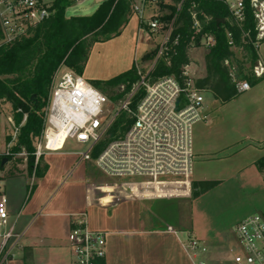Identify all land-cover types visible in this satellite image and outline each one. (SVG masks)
I'll use <instances>...</instances> for the list:
<instances>
[{
	"label": "built area",
	"instance_id": "2783aa9c",
	"mask_svg": "<svg viewBox=\"0 0 264 264\" xmlns=\"http://www.w3.org/2000/svg\"><path fill=\"white\" fill-rule=\"evenodd\" d=\"M186 0H181L176 13L146 16V11L156 7L160 0H135L132 11L139 17V24L160 39L150 59L135 63L136 81L120 85L113 99L71 70L60 68L53 81L45 124L34 153L38 163L45 155L63 152L69 142L86 147L77 153L83 162L93 163L106 177L115 181V187L123 189L129 198H155L192 196V176L195 165L193 128L207 119L203 112V90L197 88L202 76V66L194 62L192 54L204 51L206 55L215 45L213 36L204 34L197 46L196 36L202 31V22L195 11L190 10L191 28L194 31L188 49L190 62L183 65L178 75L155 77L160 63L171 68L181 36L175 35L180 13ZM237 23L245 19L244 0H223ZM255 19L256 41L264 39V1L251 0ZM51 13L43 0H0V28L5 43H12L28 31L47 20ZM205 22H209L201 13ZM149 34V35H150ZM229 46L235 49L228 34ZM259 49V43L256 44ZM237 90L243 94L251 87L237 82L235 66L225 61ZM252 75L264 77V63L258 59ZM124 115L127 122L123 134L111 132L116 121ZM14 129L12 142L18 129ZM105 148L94 159L92 154L103 143ZM8 148L5 157L15 161L26 154L13 155ZM27 161V158L25 159ZM0 264H10L15 257L17 236L9 225L7 201L0 204ZM235 247L228 261L216 262L210 258L207 244L190 238L185 250L194 264H264V215L245 218L234 229ZM67 242L73 264H105L107 257L106 233L93 231L88 216L83 214L72 222ZM233 254V255H232Z\"/></svg>",
	"mask_w": 264,
	"mask_h": 264
},
{
	"label": "crops",
	"instance_id": "0c3cea01",
	"mask_svg": "<svg viewBox=\"0 0 264 264\" xmlns=\"http://www.w3.org/2000/svg\"><path fill=\"white\" fill-rule=\"evenodd\" d=\"M263 46L258 49V58L264 63ZM263 84L264 80L249 91ZM206 117L203 122L208 121L209 115ZM9 120L13 121L11 105L0 101V204L4 197L9 225L17 236L10 264H73L67 238L72 222L83 214L88 216L93 231L106 233L105 264H194L185 250L190 238L207 244L211 260L230 259L228 238L206 225L203 206L198 205L206 194L197 199H192L191 193L132 199L111 179V183L95 182L88 172V162L81 161L77 153L64 151L45 155L42 163L47 172L42 179H34L22 165L10 160L3 164L8 148L15 144L7 143V138L14 135ZM262 122H255L256 128L247 139L264 142ZM251 148L256 152L253 157L240 159L233 170L238 185L228 187V193L248 191L252 197L238 223L253 212L264 215V173L255 166L264 157V145ZM199 149L202 156L219 146L208 143ZM5 230L0 229V236Z\"/></svg>",
	"mask_w": 264,
	"mask_h": 264
},
{
	"label": "trees",
	"instance_id": "16d2710c",
	"mask_svg": "<svg viewBox=\"0 0 264 264\" xmlns=\"http://www.w3.org/2000/svg\"><path fill=\"white\" fill-rule=\"evenodd\" d=\"M81 1L83 0H54L48 7L50 17L12 43L4 42L0 28V101L11 105L13 121L18 129L15 144L10 152L13 155L23 152L26 154L28 174L37 180L42 179L47 172V166L43 165L42 159L35 169L34 153L44 129L46 109L57 71L65 68L83 76L91 47L120 35L130 22L135 0H102L93 15L68 18L67 10ZM167 1L166 7L171 15L165 20H169L176 13L175 5L181 0ZM250 1L244 0L245 19L242 23H237L223 0H186L180 13L179 26L174 33L181 36V41L172 67L168 68L160 63L154 76L178 75L181 67L190 62L188 49L194 31L189 14L192 6L196 5L195 11L203 27L200 35L194 39L195 44L199 46L200 38L204 34L215 39L214 47L205 57L206 75L197 81V88L212 93L222 104L229 103L241 95L230 76V69L224 65L225 61L235 66L237 82L248 83L250 87L261 83L264 77L256 79L252 75V68L259 59L256 44L262 45L264 39L256 41V23ZM201 13L210 21L206 23ZM228 34L234 41V50L229 46ZM238 51L241 52L242 59L238 58ZM154 54L155 52L148 54L146 59L152 58ZM135 81L136 70L132 66L130 70L112 79L95 80L90 84L113 99L116 88ZM126 122L125 116L122 115L111 132L123 134L127 130ZM11 142L12 138L8 137L7 143ZM106 144H101L94 151V159ZM255 166L259 172L264 173V157L258 160ZM219 185L220 182L217 181H193L192 199L199 198ZM29 188L32 192L35 185Z\"/></svg>",
	"mask_w": 264,
	"mask_h": 264
},
{
	"label": "rangeland",
	"instance_id": "374dc122",
	"mask_svg": "<svg viewBox=\"0 0 264 264\" xmlns=\"http://www.w3.org/2000/svg\"><path fill=\"white\" fill-rule=\"evenodd\" d=\"M54 0H43L49 7ZM102 0H83L75 3L67 10V17H88L93 15ZM168 1H160L156 7H151L146 11V16L152 18L155 15L168 13L166 8ZM139 24V17L132 11L130 22L121 31L120 35L108 42L97 43L90 49L88 61L84 70L83 79L87 82L95 80H109L126 71L135 63L154 50V43L160 39L154 35H149ZM264 56V46L261 49ZM239 59H242L240 51L237 52ZM205 57L204 51H197L192 54L193 61L200 63L202 76L205 77ZM143 61V60H142ZM203 112L209 115L207 122H200L194 126L193 147L197 153L192 179L195 182L217 181L220 185L207 192L201 200L199 206H203L204 221L208 227L214 228L217 232H222L228 238L229 248L234 245V229L242 213L247 211V206L252 197L248 191L228 193V187L236 188L238 181L233 170L238 167L240 159L248 160L256 153L251 147L259 149V145H264L252 137L255 122L263 123L264 120V84L258 88L239 95L229 103L222 104L216 100L212 93L203 94ZM264 127V126H263ZM214 144L219 146L218 150L211 151L208 155L199 152L204 144ZM227 146V147H224ZM86 147L69 142L66 153L85 152ZM27 156H20L15 161L17 165H22L27 169ZM8 160V158H4ZM39 162L35 161L34 167ZM89 174L95 182L111 183V180L102 174L94 164L88 163ZM34 169V170H35ZM28 171V170H27ZM35 179V178H34ZM115 182V181H113ZM116 190V188H115ZM197 205V204H195ZM241 205L243 208L241 209ZM198 206V207H199ZM197 206H194V208ZM253 214H259L253 212ZM233 255V254H232Z\"/></svg>",
	"mask_w": 264,
	"mask_h": 264
},
{
	"label": "water",
	"instance_id": "95a60500",
	"mask_svg": "<svg viewBox=\"0 0 264 264\" xmlns=\"http://www.w3.org/2000/svg\"><path fill=\"white\" fill-rule=\"evenodd\" d=\"M6 163H7V160H4V161H3V164H6Z\"/></svg>",
	"mask_w": 264,
	"mask_h": 264
}]
</instances>
